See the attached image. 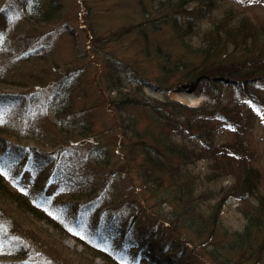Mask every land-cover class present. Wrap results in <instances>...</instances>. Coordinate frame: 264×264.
<instances>
[{"label": "trees", "instance_id": "obj_1", "mask_svg": "<svg viewBox=\"0 0 264 264\" xmlns=\"http://www.w3.org/2000/svg\"><path fill=\"white\" fill-rule=\"evenodd\" d=\"M58 6V0H48L46 3L42 0L32 5V14L41 11L44 16L40 18L41 21H54L59 12ZM219 6L220 0H168L162 4L167 13H163L164 16L160 15L177 32L183 46V51L177 55L163 52L164 73L177 78L175 85L194 91L202 87L211 101H214L213 104L207 102L202 106L192 107L182 102L170 100L162 102L153 99L146 94L142 86L150 80L140 75L132 66H130L132 71L127 73V77L129 81L137 82V85L130 86L129 89H125L123 76L115 72L119 70H108L103 75L106 78V87L109 88L113 108L122 111L139 107L152 109V115L149 114L147 118L148 123L142 127H139L140 119L132 115L133 112L120 119V124L129 132L125 130L126 133L121 135L123 147L120 145L121 149L115 152L124 155L125 164L116 167L121 169L125 167L127 173L136 172L141 180L139 187L134 190L139 198L126 206L127 209H131L129 217L132 224L144 220L146 213L155 215L157 221H162L167 214L174 220L173 223L176 222L171 225L181 236L180 241L188 246L193 244L200 249L213 246L208 253L214 255L215 259H207V263L264 264V194L259 187L261 173L252 163L255 152L248 141L250 130L253 128L250 125V115L255 117L264 107V97L254 86L264 84V22L261 19L252 20L248 15L240 16L235 11L239 8L229 4L230 7L223 16L214 19L208 28H203L200 18L211 17L213 9ZM156 20L158 23L159 18ZM10 26V18L4 12H0V56H6L7 36H4L3 32H7ZM134 26L131 28L134 29ZM195 35L198 36L200 44L193 46L187 38ZM44 56L45 53L26 51L18 59L15 57L14 61L8 59L12 63L8 66L0 61V111L4 109L1 94L3 90L29 87L39 83L33 87L36 90L46 85L41 84L44 82L41 73L24 71L19 65H13L16 61L38 63ZM120 65L127 70L123 64ZM79 77L78 70L68 69L60 78L51 80L50 83L54 81L60 90L57 97L45 105L55 103L66 105L63 100L65 97L61 96L68 93V106H63L68 107V137L82 136L81 139L69 141L68 146L73 142L81 144L82 141L97 136L94 134L93 122L89 120V108L81 111L70 103L71 101L69 102L70 99L74 100L77 90L74 83ZM165 79L169 80L165 75H159L156 78L157 84L151 82L152 87L162 94L174 87L171 84L164 87L168 84L164 82ZM219 85H225L235 92L232 100L222 93ZM5 117L7 122H0V138L3 139L0 142V151L2 148L6 151L0 153V163L3 164L9 157L15 156L13 153L21 154L16 142L2 135L6 134V127H13L15 133L35 134L38 138L47 134L46 128L41 132H38L39 129L35 130L30 119H27L26 123L32 132L27 131L17 116L13 118L12 114H9ZM213 122L219 123L220 126L214 127ZM24 129L27 132H24ZM226 129L230 131L231 138L226 137L219 142L213 140L214 137L225 135ZM178 136H183L185 140H178ZM125 146L127 150L123 149ZM90 154L105 158L106 164L110 163L107 150L101 148L97 141H94ZM200 160H209L211 163L210 171L204 176L197 171H191L188 167ZM118 168L113 169L112 175ZM224 176L234 177V183L228 188L222 185L218 187L216 183L219 177ZM108 177L110 176H106L102 181L89 180L86 183L71 181V184L68 183L59 190L56 198L65 211L73 212L78 209L81 212V216L76 220L78 223L124 237L138 245L141 251H145L147 256L159 264H177L176 255L172 251L184 253V249L177 241L175 244L157 247L153 243L155 226H147L142 233H133L127 228L120 227L116 220L107 221L106 214L100 213L113 210L119 205L118 200L114 199L116 189L114 190L111 185L113 180ZM203 177L207 178L209 183L215 182V187L211 184L200 187L197 181ZM62 179L65 182L66 177L62 176ZM204 181L203 178V183ZM67 190L69 198L65 199ZM144 192L150 195L152 203L144 196ZM253 195L258 196L255 203L250 199ZM231 196H236L248 204L246 206L250 211L245 212L247 221L242 227L229 230L228 226L223 225V210ZM164 209L166 214L163 212ZM99 214L102 216L96 219ZM19 217H25L24 219L32 224L34 221L40 222L47 227V231L51 229L64 238L68 236L75 238L81 244L84 254L91 257V262L99 258L105 264H124L105 248L94 245L83 233L80 234L81 237L78 236L79 232H76L73 226L42 207L36 198L13 186L1 171L0 264L5 263L1 259L8 257L7 251L12 249L3 243L7 233L16 232ZM7 226L11 229L8 230ZM219 229L220 236L217 234ZM13 249L19 250L9 256L20 259L15 264H33V256L27 258L29 254L27 249L23 252L18 245ZM50 257L49 255L48 258ZM54 262L59 264V260Z\"/></svg>", "mask_w": 264, "mask_h": 264}, {"label": "rangeland", "instance_id": "obj_2", "mask_svg": "<svg viewBox=\"0 0 264 264\" xmlns=\"http://www.w3.org/2000/svg\"><path fill=\"white\" fill-rule=\"evenodd\" d=\"M39 1L42 0L0 1V12H4L11 20V26L7 32H3L4 36H7L6 56H0V61L8 66L12 64L8 59L11 58L14 61L15 57L18 59L26 51L34 50V52L45 53L44 59L39 60L38 63L34 61H16L13 65H19V67H22L21 70L24 71L31 70L34 73H41L44 78V82L41 84L46 83L43 88L36 89L38 91H31L30 89H33L39 83L29 87L5 89L20 90L24 92L25 96L22 99L9 98L5 101L6 110V106L10 105V108L7 113L5 111L0 114V122H7L3 116L12 114L13 118L14 116L20 118V122L24 124L28 132H32L30 126L26 123V120L30 119L35 130L39 129L38 132H41L43 128H46L47 134H43L42 137L38 138L35 134L15 133L13 127H6V134L2 135L11 138V141L16 142V145L24 150L20 156L12 152L15 155L9 159V161H12V168L4 171V176H9L15 180L13 186H19L24 190L33 192V194H39L38 196L42 201L38 200L43 205H46L43 201H49L53 193L56 194L68 183L71 184V181L84 183L89 180L102 181L106 176H110L108 178L113 180L111 185L114 190L116 189L114 199L118 200L119 205L108 212H100L106 214L107 221L116 220L120 227H132L138 233L144 232L143 230H146L147 226L153 225L156 229L165 231L167 238L164 241L158 238L157 240L160 243L153 240L157 247L164 244H175L177 241L184 249V253L172 251L176 255L177 264H212V262L207 263L206 261L207 259H215L214 255L208 253L213 246L205 245L206 248L200 249L193 244L188 246L185 242L180 241L181 236L171 225L176 224V222L173 223L174 220L171 216H167L166 209L163 211L166 214L165 218L161 219L163 222L157 221L155 215L146 213L144 220L132 225L129 217L131 210H128L126 206L139 198L134 190L139 187L141 180L136 172L127 173L125 167L123 169L116 167L125 164L124 155L115 152L123 147L121 145V135L126 131L129 132L120 124V119L122 116H127L133 112L132 115L134 114L135 117L140 119L139 127H142L148 123L147 118L149 114L152 115V109L139 107L134 110L129 108L122 111L113 108L108 93L109 88L106 87V78L103 76L108 70H119V72H115L117 75L123 76L125 89H129L128 87L137 85V82H131L127 77V73L132 71L130 66L134 67L140 75L150 80V82L142 84L146 94L162 102L170 100V102H182L192 107L202 106L207 102L214 103L213 100L211 101L210 96L201 89L202 87L192 93L194 96L199 97V101L196 103L187 102L176 97L175 94L182 92L179 88L183 86L175 85L177 82L175 76L172 78L164 73L165 71L162 68L163 52H171L173 55H177V53L183 51L182 41L177 32L171 24L166 23L161 17L164 16L163 13H167L162 4L168 0H58L59 12L56 19L50 22L40 20L41 17H44L41 11L32 14V5ZM47 1L43 0L44 3ZM229 4L239 8L235 11L240 16L248 15L252 20L261 19L264 22V0H220V6L213 9L211 17L200 18L203 28H208L212 25L214 19L223 16V13L230 7ZM162 9L165 10L162 11ZM157 18H159L158 23H156ZM181 21H183L182 17ZM133 26L134 29L131 28ZM187 40L191 41L193 46L200 44L197 35L188 37ZM118 62L127 67V70L121 67ZM68 69L78 70L80 74L77 82L74 83L77 87L74 100L70 99L69 102L71 101L70 103L81 111L89 108V120L93 122V128L95 129L93 131L97 136L91 141H82L84 143L81 142V144H77L71 149H64L68 146L69 141L82 138V136L71 138V135L68 137V107H63L68 106V93H63L61 96V98L65 97L63 100H65L66 105L61 106L57 103L49 106L45 105L51 99L57 97L60 88L54 84V81L63 76ZM159 75H165V78L169 79L164 80L168 83L164 87L171 84L174 86L173 89L168 90L166 93L164 91L163 94L158 90H153L151 82L157 84L156 78ZM53 79L54 81L50 83ZM254 86L255 90L264 97V84ZM219 88L222 93L227 95V98L232 100L235 92L231 88L225 85H219ZM12 94L13 92L9 96ZM30 103L31 105H29ZM260 110V113L255 117L250 115V125L253 128L250 130L248 141L255 152L252 163L261 173L259 187L264 194V107ZM86 125V127L89 126L88 123ZM212 125L214 127L220 126L217 122H213ZM27 131L24 129V132ZM226 137L231 138L228 129L225 130V135L214 137L213 140L219 142ZM177 139L180 141L185 140L183 136H178ZM94 141H97L101 148L107 150L110 156L109 164L104 162L105 158L94 157V154H90ZM123 149H126V146ZM57 150L62 151L58 153ZM2 151H5V148H2ZM210 165L209 160H200L188 167L191 171H197L204 176L210 171ZM115 168L118 169L112 175L111 172ZM53 175L56 176V181L54 182L52 179L50 182ZM62 176L66 177L65 182ZM203 178L205 179L204 183ZM203 178L197 181L200 187L208 184L215 187V182L209 183L207 178ZM233 181V176L227 178L224 176L219 177L216 183L218 187L222 185L228 188L231 183H234ZM144 196L148 198L150 203L153 202L147 192H144ZM64 198H69L68 190ZM250 199L255 203L258 196L253 195ZM251 201L250 203L253 204ZM52 204H54V207H51L52 205L49 207L56 208L55 200L52 201ZM246 205L248 206L236 196L229 197L223 210V225L228 226L229 230L242 227L247 221L245 212L250 211ZM60 211L62 218H67L71 223L77 220L80 213L78 209H75V215L68 216L65 211L61 209ZM101 216L102 214H99L96 219ZM24 218L19 217L17 220V230L15 232L17 235L14 232L6 235L3 244L12 249L7 251L8 257L1 259L5 262L4 264L6 262L15 264L20 261V259L9 257L10 254L19 251L13 249L17 245L22 248L23 252L26 249L29 251L27 258L33 256V264H39V262L55 264L54 260H59V264H105L99 258L91 262V257L84 254L81 244L75 238L69 236L64 238L63 235L51 229L47 231V227L40 222L34 221L33 224L36 223L34 228L33 224ZM71 223H69L71 226H75ZM3 225L6 227L5 224ZM7 228L8 230L11 229L10 226H7ZM74 229L79 232L78 236L81 233L86 234V229L83 226H77ZM219 231L220 229L217 233L218 236H220ZM84 236L88 238L86 235ZM93 236L95 240H99L107 246L126 252L130 258L136 256L135 259L139 264H159L147 256L145 251L138 254L139 247L126 243L123 238L106 236L100 240L97 234H93ZM95 240L91 239L90 241L95 245ZM156 246L155 248L158 249ZM109 253L114 256V253ZM49 255L50 258H48Z\"/></svg>", "mask_w": 264, "mask_h": 264}, {"label": "bare ground", "instance_id": "obj_3", "mask_svg": "<svg viewBox=\"0 0 264 264\" xmlns=\"http://www.w3.org/2000/svg\"><path fill=\"white\" fill-rule=\"evenodd\" d=\"M175 96L184 100V101L191 102V103H196L199 101V97L194 96L192 93H189V92L182 91V92L176 93ZM155 232H156L154 234L155 238L153 237L154 238L153 240H156L158 242V240H157L158 238H161L163 241L165 239H167L165 231L155 229ZM125 264H138V263L136 261H134V262L125 263Z\"/></svg>", "mask_w": 264, "mask_h": 264}, {"label": "water", "instance_id": "obj_4", "mask_svg": "<svg viewBox=\"0 0 264 264\" xmlns=\"http://www.w3.org/2000/svg\"><path fill=\"white\" fill-rule=\"evenodd\" d=\"M176 90H178V89H176ZM181 90H184L185 92H189V93H192V91L190 90V89H183V88H181Z\"/></svg>", "mask_w": 264, "mask_h": 264}]
</instances>
